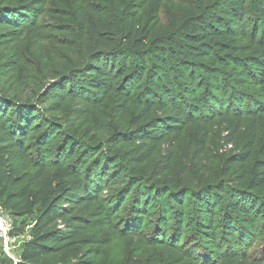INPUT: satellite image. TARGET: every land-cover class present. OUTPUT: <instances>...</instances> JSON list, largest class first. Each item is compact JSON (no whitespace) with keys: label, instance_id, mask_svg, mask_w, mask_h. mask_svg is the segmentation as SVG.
<instances>
[{"label":"trees","instance_id":"obj_1","mask_svg":"<svg viewBox=\"0 0 264 264\" xmlns=\"http://www.w3.org/2000/svg\"><path fill=\"white\" fill-rule=\"evenodd\" d=\"M147 1L136 0L143 5ZM163 2L154 1L156 13ZM119 12L110 15L90 9L81 16L75 44L84 47L87 58L63 76L60 85L47 89L49 109L59 112L66 102L76 103L80 107L76 117L88 118L112 95L121 115L132 111L134 116L127 132L113 134L110 143L131 145L139 165L147 164L161 146H168L157 175L170 172L171 134L179 136L189 128L191 133L184 136L188 145L197 142L195 157L205 151L209 126L217 123L227 142L237 137L243 111L235 93L247 84L259 88L264 84V50L252 49L258 33L264 45V0H220L215 9L205 7L200 13L172 12L164 30L136 23L132 11ZM0 28L7 29L0 39L9 42L25 34L9 17L0 20ZM67 31L55 30L60 35L74 34ZM58 43L72 50V43ZM19 60L16 57L3 68L12 70ZM226 97L232 104L228 112L223 108ZM36 112L34 106L0 94L4 205L14 217L40 207L16 264H59L67 249L94 244L89 237L92 231L110 225L129 196L127 214L135 229L124 231L127 236L143 232L136 228L146 217L149 220L148 208L153 205L161 227L158 240L183 228L193 230L199 249L209 251L214 262L247 263L248 244L264 233V130L263 148L251 171L245 165L257 141L254 129L240 152L228 160L236 168L233 180L197 188H186L179 180L158 187L128 175L120 166L110 167L102 149L93 154V148L67 139L62 128ZM55 141L57 150L50 153L47 148ZM228 146L233 150L231 143ZM51 168L55 177L48 179L45 173ZM30 171L34 173L29 175ZM246 179L248 184L241 187ZM8 187L14 191L6 195ZM109 190H115L112 198L100 201ZM186 197L197 217L193 224L184 219Z\"/></svg>","mask_w":264,"mask_h":264},{"label":"rangeland","instance_id":"obj_2","mask_svg":"<svg viewBox=\"0 0 264 264\" xmlns=\"http://www.w3.org/2000/svg\"><path fill=\"white\" fill-rule=\"evenodd\" d=\"M154 1L148 0L143 5L136 0H0V20L9 17L10 21L20 25L25 33L13 42L0 39V94L17 103H26L39 109L36 116L42 117L45 122L51 121L58 125L67 139L80 141L86 144L89 150L93 148V154L102 149L103 157L110 167L120 166L128 175L144 178L148 186L167 187L180 180L186 188H197L233 180L236 177V168L231 167L228 160L240 152L254 129L257 141L253 146L251 158L245 165V169L251 171L263 148L264 84L262 88L247 84L238 89L237 94L234 92L241 102L243 122L238 136L233 137L231 142H227L225 132L216 123L215 126L208 127V141L204 153L195 157L193 152L197 142L188 145L184 136V133H191L189 128H185L179 136L171 134L173 158L170 162V172L161 175H157L156 167L160 165L162 157L166 156L168 146H161L147 164L139 165L136 162L137 154L133 153L134 148L131 145L114 147L110 143L113 134L127 132L134 116L132 111H129L126 117L121 115L112 95L101 106L91 110L88 118L76 117L75 112L80 108L76 103L66 102L59 112L49 109L51 102L45 97L47 89L60 85L61 78L80 68L87 58L84 47L75 42L77 33H80L81 16L88 14L90 9L101 10L110 15H119V11L127 15L132 11L136 23L148 27L156 25L157 30H164L169 25L172 12L186 10L200 13L205 7L215 9L220 0H164L157 13L154 11ZM60 27L67 29L66 33L74 34H56L55 30ZM248 27L251 28V23ZM6 31L7 29L0 28V34ZM256 40L252 49L264 50L261 34L258 33ZM60 41L72 43V50L62 48L58 43ZM16 57L20 60L12 70L3 68L5 63ZM225 104L224 110L231 111L229 108L232 104L228 97L225 98ZM229 143L233 150L229 148ZM57 144L55 141L48 146L50 153L56 152ZM33 173L34 171H30L29 175ZM54 174L55 170L51 168L45 173V177L52 179ZM248 181L249 179H246L241 187H245ZM5 188V184H0V235L1 226L6 228V220H10L12 228L6 239L0 236V264H16L23 244L29 240L30 229L40 207L22 216H12L4 205L5 198L1 196ZM13 191L12 187H8L6 195ZM113 193L115 190L105 191L100 201L111 199ZM130 199L131 196L127 197L124 206L115 214L110 225L104 226L100 232L92 231L89 237L95 239L94 244L76 245L67 249L59 264H241L230 260L214 262L209 251L199 249L194 241L197 238L193 230L186 232L185 228H181L182 232H171L170 236L166 233L164 239L158 240L157 229L161 227L156 206L153 205L148 208L149 220L146 217L141 221V226L136 228L143 232L127 236L124 231L135 229L131 216L127 214ZM184 209L185 221L193 224L197 217L192 211L189 197L185 198ZM58 225L61 226V223ZM173 226L174 223L170 229ZM246 256V264H264V233L261 232V236L248 244Z\"/></svg>","mask_w":264,"mask_h":264},{"label":"built area","instance_id":"obj_3","mask_svg":"<svg viewBox=\"0 0 264 264\" xmlns=\"http://www.w3.org/2000/svg\"><path fill=\"white\" fill-rule=\"evenodd\" d=\"M229 148H231V147H229ZM7 222H5L4 224L6 225V228L4 227V226H1V229H2V231H1V235L0 236H2L4 239H6V237H7V233L11 230V228H12V223L10 222V220L8 219V220H6ZM3 225V224H2Z\"/></svg>","mask_w":264,"mask_h":264}]
</instances>
